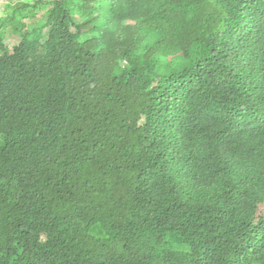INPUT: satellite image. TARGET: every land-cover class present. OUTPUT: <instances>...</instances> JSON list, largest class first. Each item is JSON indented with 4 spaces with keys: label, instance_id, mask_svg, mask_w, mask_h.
<instances>
[{
    "label": "trees",
    "instance_id": "obj_1",
    "mask_svg": "<svg viewBox=\"0 0 264 264\" xmlns=\"http://www.w3.org/2000/svg\"><path fill=\"white\" fill-rule=\"evenodd\" d=\"M6 6L0 264H264V0Z\"/></svg>",
    "mask_w": 264,
    "mask_h": 264
},
{
    "label": "rangeland",
    "instance_id": "obj_2",
    "mask_svg": "<svg viewBox=\"0 0 264 264\" xmlns=\"http://www.w3.org/2000/svg\"><path fill=\"white\" fill-rule=\"evenodd\" d=\"M8 3V0H0V16L2 15V12L6 9V4ZM44 20V14L43 12H40L39 14H37L36 18L34 20L31 19V23L29 27H32L35 24L40 23L41 21ZM20 38L15 35V34H11V33H6L5 36V43L8 45H15L19 42Z\"/></svg>",
    "mask_w": 264,
    "mask_h": 264
}]
</instances>
